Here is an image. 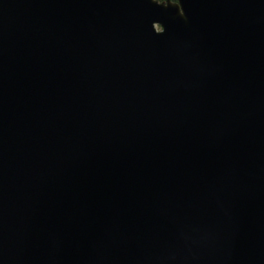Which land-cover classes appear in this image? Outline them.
<instances>
[{
    "label": "water",
    "instance_id": "water-1",
    "mask_svg": "<svg viewBox=\"0 0 264 264\" xmlns=\"http://www.w3.org/2000/svg\"><path fill=\"white\" fill-rule=\"evenodd\" d=\"M0 264H264V0H0Z\"/></svg>",
    "mask_w": 264,
    "mask_h": 264
},
{
    "label": "trees",
    "instance_id": "trees-1",
    "mask_svg": "<svg viewBox=\"0 0 264 264\" xmlns=\"http://www.w3.org/2000/svg\"><path fill=\"white\" fill-rule=\"evenodd\" d=\"M172 1L176 2L177 0H172Z\"/></svg>",
    "mask_w": 264,
    "mask_h": 264
}]
</instances>
